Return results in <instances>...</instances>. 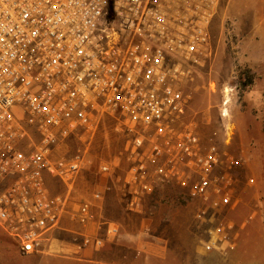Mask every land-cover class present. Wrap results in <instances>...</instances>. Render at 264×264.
<instances>
[{
  "label": "built area",
  "instance_id": "built-area-1",
  "mask_svg": "<svg viewBox=\"0 0 264 264\" xmlns=\"http://www.w3.org/2000/svg\"><path fill=\"white\" fill-rule=\"evenodd\" d=\"M219 1L0 0V229L22 254L43 252L67 219L84 246L102 248L119 235L103 216L106 195L139 212L164 184L198 203L212 226L203 250L219 251L239 162L203 141L182 91L211 57ZM106 121L128 143L126 168L100 161L103 182L77 201ZM51 180L64 190L52 194Z\"/></svg>",
  "mask_w": 264,
  "mask_h": 264
},
{
  "label": "rangeland",
  "instance_id": "rangeland-1",
  "mask_svg": "<svg viewBox=\"0 0 264 264\" xmlns=\"http://www.w3.org/2000/svg\"><path fill=\"white\" fill-rule=\"evenodd\" d=\"M210 39L211 57L183 81L182 91L203 141L239 162L236 197L219 220L227 225L219 251L203 250L212 226L197 219L198 203L164 184L139 212L129 211L123 197L119 204L113 193L103 216L118 224L119 235L99 249L84 246V231L68 219L50 235L43 252L32 255L22 254L0 229V264H264V0H220ZM78 145L72 141L68 149ZM127 145L111 122L98 127L91 165L75 191L77 201L103 182L97 173L100 161L114 160L122 168L116 173L122 174L126 165L121 154ZM49 185L52 194L64 190L54 180ZM86 233L96 231L91 227Z\"/></svg>",
  "mask_w": 264,
  "mask_h": 264
},
{
  "label": "crops",
  "instance_id": "crops-1",
  "mask_svg": "<svg viewBox=\"0 0 264 264\" xmlns=\"http://www.w3.org/2000/svg\"><path fill=\"white\" fill-rule=\"evenodd\" d=\"M111 195L112 194H110V193L108 195H106V200H109Z\"/></svg>",
  "mask_w": 264,
  "mask_h": 264
}]
</instances>
